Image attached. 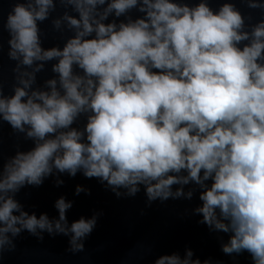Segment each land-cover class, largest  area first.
<instances>
[{"label":"clouds","instance_id":"obj_1","mask_svg":"<svg viewBox=\"0 0 264 264\" xmlns=\"http://www.w3.org/2000/svg\"><path fill=\"white\" fill-rule=\"evenodd\" d=\"M212 3L12 0L6 19L0 13V54L7 32L15 62L7 93L0 64V131L6 123L31 142L7 157L0 148V261L24 232L85 250L102 211L70 222L65 196L51 218L17 199L79 173L117 199L143 190L146 207L198 197L185 213L217 234L221 252L234 264L245 254L264 264V0ZM58 5L64 11L52 18ZM49 20L62 37L71 33L62 46H43ZM49 62L54 75L40 83ZM81 193L91 189L78 184ZM152 264L224 262L186 246Z\"/></svg>","mask_w":264,"mask_h":264},{"label":"water","instance_id":"obj_2","mask_svg":"<svg viewBox=\"0 0 264 264\" xmlns=\"http://www.w3.org/2000/svg\"><path fill=\"white\" fill-rule=\"evenodd\" d=\"M222 0H213L212 7L217 8ZM12 0H0V13L6 19L11 10ZM237 7L247 15L249 9L243 4ZM59 5L52 14L55 18L63 13ZM255 20L261 18L256 11L252 13ZM44 47L61 45L63 39L71 33H61L53 30L51 21L40 25ZM8 34L3 33V53L0 54V64L3 65L5 92H10L13 83L11 68L15 62L7 56ZM51 63L45 66V71L38 75L40 83L52 78ZM3 143L0 145L5 157L14 154L16 145L23 149L31 147V142H25L22 135L14 134L5 123L0 131ZM65 183L56 187L54 178H49L38 188L22 190L17 199L24 204L29 212L35 211L37 215L46 212L49 217L58 215L54 202L60 196L73 201V207L67 213L69 221L79 219L81 216L90 217L94 211H102L96 229L85 241V250L71 253L67 249L68 237H49L44 234V240L39 241L27 232L15 239L16 249L5 252L0 264H152L161 254H171L179 251L183 254L184 248L191 247L195 255L202 261L208 258L223 261L224 264H234L233 260L225 256L220 250L217 234L210 233L205 225L197 223L201 217L185 213V209L197 206L198 197L192 201L169 200L163 204L154 202L146 207V197L143 190L133 198L117 199L110 191H106L95 179H86L81 174L75 178L67 175L61 177ZM83 185L91 189V195L81 193L75 195L76 185ZM143 210V215H141ZM223 235V234H221ZM224 235V239L227 240ZM236 264H250L247 255L238 258Z\"/></svg>","mask_w":264,"mask_h":264}]
</instances>
